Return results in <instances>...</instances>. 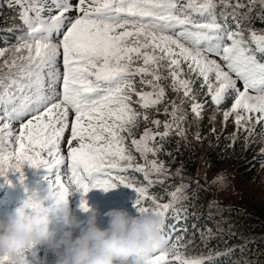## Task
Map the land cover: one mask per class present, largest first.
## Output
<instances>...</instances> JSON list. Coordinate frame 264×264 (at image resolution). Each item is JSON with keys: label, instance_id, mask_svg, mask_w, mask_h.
<instances>
[{"label": "snow or ice", "instance_id": "obj_1", "mask_svg": "<svg viewBox=\"0 0 264 264\" xmlns=\"http://www.w3.org/2000/svg\"><path fill=\"white\" fill-rule=\"evenodd\" d=\"M52 3L56 14L44 18L43 9L29 0L21 16L28 30L17 45V51L27 50V56L21 58L27 64L15 76L0 78L3 113L0 119L5 121L0 124V131L8 129L11 136V123L21 124L16 136L18 149L0 155V178L8 184L12 183L10 170L24 184L21 169L25 165L50 173L54 166L67 160L69 181L82 196L93 189L109 192L123 186L138 193L134 206L139 214L149 212L141 203L148 199L155 205L153 213L164 216L172 203H158L147 195V188L134 186L124 175L133 169L144 173L147 180L149 170L163 169L162 164L149 160L148 156L156 154L157 149L151 143L156 135L167 136L171 124L164 125L163 133L145 130L140 139L131 140L144 164L135 162L123 135H131L138 120V113L130 103L131 92L135 91L133 76L152 77L142 83L152 86L153 91L136 93L142 108L160 103L164 96L163 89L155 83L160 77L150 69L160 59H167L174 87L182 88L185 95H189V86L180 78L182 63L203 78L216 103L232 90V112L237 114V124L253 119L256 123L264 121V61L257 57V53L264 54V35L252 32L246 40L239 21H234L235 29L227 20L223 24L218 22L213 0H186L184 4L180 0H77L75 5L70 0H52ZM71 11L78 15H65ZM30 12L35 15H29ZM54 35L58 38L55 43ZM4 55L0 49V57ZM210 55L218 60L209 59ZM61 57L62 72L57 68ZM15 63L13 60L12 66ZM238 81L243 90L237 87ZM70 112L74 113V122L65 157L61 154V142L69 129ZM193 112H198V106L193 107ZM172 115L175 119L176 112ZM147 118L145 115L144 119ZM153 123L159 127L161 122ZM44 179L51 190L49 176ZM55 186L68 191L59 176ZM180 191L170 193L173 203ZM37 197L40 198L39 193L34 192L28 199L35 202ZM80 207L85 213L90 211L86 199L81 200ZM169 257L179 264H203L202 259L184 257L175 243L169 252L157 251L150 264H168ZM0 264H12V259L0 257Z\"/></svg>", "mask_w": 264, "mask_h": 264}, {"label": "rangeland", "instance_id": "obj_2", "mask_svg": "<svg viewBox=\"0 0 264 264\" xmlns=\"http://www.w3.org/2000/svg\"><path fill=\"white\" fill-rule=\"evenodd\" d=\"M17 12V20L19 26L15 24V31L11 33L10 42L5 46H1L0 49L4 50L5 55L0 57V78L7 76H15L17 70L26 65L27 61L21 59L27 56V50L21 49L17 51V45L20 43L21 38H25L27 32V25L21 18L22 12L29 5V0H10ZM264 2V0H213V12L216 15L218 22L223 24L227 20L228 25L235 29L236 23L239 21L240 28L243 31L246 40L249 39L252 32L258 35H264V28L260 26H252L250 22V11L254 8L252 3ZM33 3L43 9L41 15L44 18H48L50 15L56 14L55 5L52 0H33ZM72 5L77 3V0H70ZM181 4L186 3V0H180ZM232 3V4H230ZM52 9L50 12L49 9ZM29 15L34 16V12H30ZM69 17H75L78 15L76 11H71L65 14ZM195 15V14H194ZM14 21V17H11ZM232 23V24H231ZM10 30H6V32ZM9 34V33H7ZM57 37H52L53 42L57 41ZM255 48V45H250ZM159 55V53H157ZM209 59H217L214 55H210ZM15 60V66H12V61ZM137 64L142 63L137 61ZM57 68L60 72L63 71L62 57L57 62ZM150 69L154 71L160 78L156 81L158 88H162L164 96L160 103L151 106L147 109L141 107L140 97L137 92H152L153 88L147 83H142V80L151 79V76L135 75L132 77V83L135 91L131 92V107L138 113V120L136 126L132 127L131 135L124 133L125 145L131 154L135 157V162L144 164L143 157L139 152L135 151V147L131 144L132 139H140L145 130H151L154 134L163 133L166 129L164 125L171 124L169 134L167 136L156 135V138L151 143L155 145L157 151L155 156L149 153V160H156L163 165V169L160 172H154L149 170V177L146 180L144 173L136 172L133 169H129L127 173H124L127 180L133 183L134 186H143L147 188V195L154 197L158 203H172V207L177 205H184L185 210L190 214H187V218L194 217L198 219V222H192L190 226L192 231H198V234L203 235L205 232L213 231L211 221L216 220L215 216L219 213V217L225 211L235 212L238 214L236 222L240 223L241 219H248L250 215L257 213L264 215V162L257 161L251 164L244 173L245 177H240V171L232 169V166L239 160L241 155L230 156L224 160L211 161L205 159L202 155L199 156L198 165L195 169L187 168L185 165L179 164L178 166L171 167L161 158L157 157L158 151L163 147L162 141L166 140L171 133L190 138L196 142V150L199 152L201 146H209L210 142L206 141L208 135H203L205 128L198 129L196 125H201L204 122L211 124L213 134L217 135L218 130L230 131L235 128V132L232 136L234 138L237 134H246L250 138L257 134L258 129L264 133V121L256 123L252 121H241L240 124L236 123V113L232 112L234 103L229 108L219 109L217 108L222 103H227L228 98L234 99V93L232 90H228L225 93L224 99L220 103H216L213 100L212 93L208 91L206 84L203 82V78L200 77L195 71L189 70L187 63L181 64L180 78L188 82L189 95L184 94V90L180 88L177 90L174 87V80L171 76V68L168 66L167 59H160L156 65L150 66ZM211 78V77H210ZM7 83V80H5ZM171 84L170 87H167ZM58 90H59V86ZM237 87L243 90L242 83L237 82ZM198 106V112H193V107ZM146 113H143L145 111ZM176 112V118L173 119V112ZM242 111V110H241ZM226 113L228 114L226 116ZM2 109H0V116H2ZM147 116V120L144 116ZM255 116L256 114H250ZM25 120L27 117L24 118ZM159 120L160 126L157 127L153 121ZM3 119H0V124L4 123ZM74 122V113L70 112L69 115V129L65 132L63 141L61 142V154L67 157V144L70 139L71 125ZM194 126H196L194 128ZM233 126V127H232ZM21 124L19 121H13L11 123V136H9L8 129L0 131V155H6L13 149H18L16 143V136L19 133ZM183 133L181 135L180 133ZM187 138V139H188ZM206 141V142H205ZM76 142H73L75 145ZM251 144L245 141L246 150L243 153H247V148ZM202 154V153H201ZM46 159L48 157H45ZM21 171L24 173V184L20 183L17 174L10 170L12 176L9 179L12 181L8 184L1 178L3 182L0 185V219L7 220L9 216L14 212L15 208L27 200L29 195L40 191L39 195L41 199L49 196V185L44 179L46 175L49 176V180L53 184V189H59L56 187V180L59 176L63 184L68 188L70 194L69 203L73 214L79 217L81 220L87 218V214L81 210L80 204L82 199H86L89 208L98 209L101 213L99 217V226L102 228L108 227V219L103 215L104 213L117 209L126 210L130 215L136 216L139 214L137 208L134 206L138 193L131 188L118 186L115 190H111L105 193L103 190L93 189L87 193L86 196H82L81 193L75 188V186L69 181L70 171L69 162L66 160L64 164L54 166L50 173H47L45 169H32L25 165ZM257 173V174H256ZM256 174V175H255ZM254 178L250 180V176ZM149 180L151 184H149ZM180 189L178 199L173 203L170 193ZM157 190V191H156ZM156 191V192H155ZM153 192V193H152ZM194 197V199H192ZM39 200V197L35 201ZM142 205L148 207L149 212H153L155 205L151 200L143 199ZM46 204L50 206L52 204L51 199H47ZM191 205V206H190ZM190 206V207H188ZM171 207V208H172ZM170 208V209H171ZM169 209V210H170ZM206 210L207 214L202 210ZM168 210V211H169ZM257 210V211H256ZM202 215H211L213 220H209L204 226H200V220ZM198 217V218H196ZM224 218L217 219L214 224L216 226H222ZM226 218L225 220H228ZM235 219V218H233ZM181 224H186L188 220L184 217L180 219ZM203 224V223H202ZM187 231L186 226H182ZM222 228V227H221ZM220 228V229H221ZM53 229L58 235L62 234L66 230V226L59 220L54 218ZM244 236H242L243 238ZM169 243L172 250V245L177 244L179 252L189 259H202L203 256L197 252H192L190 245L192 240L186 238V235L182 233L181 237H171ZM26 264H55V256L46 249L36 246L35 249H29L26 252ZM168 264H179L178 261L168 258ZM249 264V262H247Z\"/></svg>", "mask_w": 264, "mask_h": 264}, {"label": "clouds", "instance_id": "obj_3", "mask_svg": "<svg viewBox=\"0 0 264 264\" xmlns=\"http://www.w3.org/2000/svg\"><path fill=\"white\" fill-rule=\"evenodd\" d=\"M69 197L68 191L52 188L48 197L24 200L7 220L0 219V257L26 264V252L40 246L55 256V264H150L157 251H171L163 216L113 209L103 214L108 227L102 228L98 209L90 208L81 220ZM54 218L66 226L60 235L53 229Z\"/></svg>", "mask_w": 264, "mask_h": 264}, {"label": "trees", "instance_id": "obj_4", "mask_svg": "<svg viewBox=\"0 0 264 264\" xmlns=\"http://www.w3.org/2000/svg\"><path fill=\"white\" fill-rule=\"evenodd\" d=\"M11 3L13 2L10 0H0V48L10 42L11 33L16 30L14 23L19 26L18 23L20 22V20H17V12ZM253 4H255L254 8L249 13L250 22L254 27L264 28V2L252 3L251 5ZM12 16L15 19L14 21H11ZM6 30H10V32L5 33ZM257 57L264 61V54L257 53ZM170 85L168 84L167 87H170ZM233 103L234 99L228 98L227 103H222L217 108H229ZM146 112L148 111L146 110L143 113ZM196 126L199 130L205 128L203 135H208L206 141L210 142L209 146H205V148L201 146L199 152H197V143L188 138L189 135L185 138L171 133L166 140L162 141L163 147L159 149L157 157L171 167L183 163L185 167L195 169L201 155L213 162L224 160L230 156L241 155L239 160L232 166L235 173L236 169L240 171V177H245L244 173L251 164L259 160L264 162V133L260 129H258L255 136H251L252 138L243 133L241 135L237 134L234 138L232 135L235 128L230 131L220 132L218 130V134L215 135L212 132L210 123L204 122L200 126ZM245 141L251 144L247 148V153H243L246 150V148H243V146L245 147ZM253 178L254 176L251 175L250 180ZM202 211L207 214L206 210L203 209ZM187 214L190 215L185 210L184 205L174 206L167 211L163 216L165 218L164 233L168 240L173 236L181 237L184 233L186 238L192 240L191 251L194 253L198 251V254L203 256V264H247V262L249 264H264V215L254 213L248 219L243 218L238 223L235 221L238 214L227 210L222 214V217H219V213L215 216L216 220L224 218V220L222 219L224 224L220 227L214 224L216 220H213L212 215L210 217L202 215L199 221L200 226H204L211 219L213 220L211 221L213 222L211 223L213 231L201 235L198 234V231H192L194 229L190 226L192 222H198V219L194 217L188 219ZM184 217L188 222L181 224L180 219ZM226 218L229 219L225 220ZM182 226H186L187 231ZM242 236L244 237L242 238Z\"/></svg>", "mask_w": 264, "mask_h": 264}, {"label": "water", "instance_id": "obj_5", "mask_svg": "<svg viewBox=\"0 0 264 264\" xmlns=\"http://www.w3.org/2000/svg\"><path fill=\"white\" fill-rule=\"evenodd\" d=\"M3 184V182L1 181V178H0V185H2Z\"/></svg>", "mask_w": 264, "mask_h": 264}, {"label": "bare ground", "instance_id": "obj_6", "mask_svg": "<svg viewBox=\"0 0 264 264\" xmlns=\"http://www.w3.org/2000/svg\"><path fill=\"white\" fill-rule=\"evenodd\" d=\"M39 193H40V191H39Z\"/></svg>", "mask_w": 264, "mask_h": 264}]
</instances>
